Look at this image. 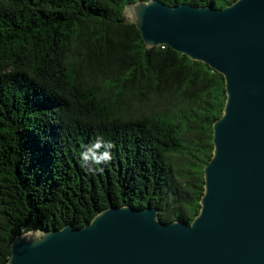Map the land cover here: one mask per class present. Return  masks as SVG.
Listing matches in <instances>:
<instances>
[{"label":"trees","instance_id":"trees-1","mask_svg":"<svg viewBox=\"0 0 264 264\" xmlns=\"http://www.w3.org/2000/svg\"><path fill=\"white\" fill-rule=\"evenodd\" d=\"M135 0H0V264L22 228H74L108 205L190 222L225 104L222 74L146 47ZM221 8L234 0H161ZM97 136L113 159L84 166Z\"/></svg>","mask_w":264,"mask_h":264},{"label":"water","instance_id":"water-1","mask_svg":"<svg viewBox=\"0 0 264 264\" xmlns=\"http://www.w3.org/2000/svg\"><path fill=\"white\" fill-rule=\"evenodd\" d=\"M140 3L124 13L146 47L165 45L224 80L197 214L164 222L153 206L108 205L81 227L39 228L49 237L37 247L19 233L6 264H264V0Z\"/></svg>","mask_w":264,"mask_h":264},{"label":"clouds","instance_id":"clouds-1","mask_svg":"<svg viewBox=\"0 0 264 264\" xmlns=\"http://www.w3.org/2000/svg\"><path fill=\"white\" fill-rule=\"evenodd\" d=\"M154 0H141L143 6L149 7L153 4ZM140 3V6H141ZM139 6V7H140ZM135 19L137 23H141L142 19L138 11H136ZM114 145L111 140H106L103 136H97L90 145L86 146L83 151L79 153V158L84 166H102L110 163L113 159ZM49 237V233L42 230L22 228L20 239L31 242L33 247L42 244Z\"/></svg>","mask_w":264,"mask_h":264},{"label":"rangeland","instance_id":"rangeland-1","mask_svg":"<svg viewBox=\"0 0 264 264\" xmlns=\"http://www.w3.org/2000/svg\"><path fill=\"white\" fill-rule=\"evenodd\" d=\"M126 17H128L129 16V14L127 13V15H125Z\"/></svg>","mask_w":264,"mask_h":264}]
</instances>
